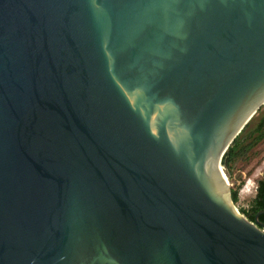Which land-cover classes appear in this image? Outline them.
Instances as JSON below:
<instances>
[{
	"label": "water",
	"instance_id": "obj_1",
	"mask_svg": "<svg viewBox=\"0 0 264 264\" xmlns=\"http://www.w3.org/2000/svg\"><path fill=\"white\" fill-rule=\"evenodd\" d=\"M263 106L264 0H0V264H264Z\"/></svg>",
	"mask_w": 264,
	"mask_h": 264
},
{
	"label": "rangeland",
	"instance_id": "obj_2",
	"mask_svg": "<svg viewBox=\"0 0 264 264\" xmlns=\"http://www.w3.org/2000/svg\"><path fill=\"white\" fill-rule=\"evenodd\" d=\"M262 114H264V106L246 124L237 136L238 140L249 135ZM221 167L226 171L231 193H237L234 207L240 213V210L249 207L255 196L257 183L264 175V132L260 136L253 135L248 141L243 142L228 158L226 166L221 165Z\"/></svg>",
	"mask_w": 264,
	"mask_h": 264
},
{
	"label": "trees",
	"instance_id": "obj_3",
	"mask_svg": "<svg viewBox=\"0 0 264 264\" xmlns=\"http://www.w3.org/2000/svg\"><path fill=\"white\" fill-rule=\"evenodd\" d=\"M264 132V114L258 119L257 124L255 125L254 129L247 134L246 137H244L242 140H238V137H236L235 141L232 143V145L229 147L225 155L223 156L221 165L226 166V162L228 158L232 155V153L237 150L243 142L248 141L250 137L253 135L258 134L260 136L261 133ZM252 135V136H251ZM232 201L233 203L237 202V193L232 192ZM264 210V175L262 179L257 183L256 188V195L252 199V201L249 204V208L240 210V213L244 215L249 221L254 222L255 214H257L259 211ZM259 221L264 223V215H261L259 217Z\"/></svg>",
	"mask_w": 264,
	"mask_h": 264
},
{
	"label": "flooded vegetation",
	"instance_id": "obj_4",
	"mask_svg": "<svg viewBox=\"0 0 264 264\" xmlns=\"http://www.w3.org/2000/svg\"><path fill=\"white\" fill-rule=\"evenodd\" d=\"M255 195H256V192H255ZM255 197V196H254ZM249 208V207H248ZM262 211V210H261ZM255 216H256V214H255ZM260 217V216H259ZM259 217L257 218L258 219V221H259ZM256 220V218L254 217V221ZM260 222V221H259ZM260 223H262V222H260ZM262 224H264V223H262Z\"/></svg>",
	"mask_w": 264,
	"mask_h": 264
}]
</instances>
